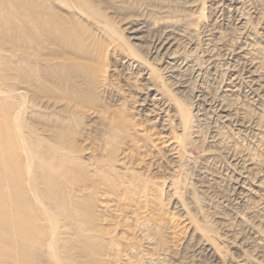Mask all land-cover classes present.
Masks as SVG:
<instances>
[{"label":"bare ground","instance_id":"obj_1","mask_svg":"<svg viewBox=\"0 0 264 264\" xmlns=\"http://www.w3.org/2000/svg\"><path fill=\"white\" fill-rule=\"evenodd\" d=\"M102 1H104V3H107L108 7H109L108 4L114 5L113 9L117 8L120 11H124V10L128 11V10L134 9L132 11L134 12L133 14H135V11H136L138 5L141 4L142 2H144L145 0H134V2H133V4L135 3L134 7H132L133 4L131 5V7L129 5L127 6L125 4L126 0L123 1L124 4H123V2L120 3V0L119 1L118 0H75V1L74 0H62L61 2H63L64 6L66 5V7L65 8L62 7V9L61 8L59 9V7H60L59 5L61 4V2H58L59 7H57V4L55 5L53 0H0V24H2L3 22L4 23L7 22L6 25L3 24L4 26H6L7 30L6 29L2 30L1 29L2 27H0V30L3 31V32L2 31L1 32L4 33V34H2L3 36L0 35V40H2V42L0 43L2 45L1 50L4 51V53H3L4 55L1 56L0 61L4 60L3 62L5 64H3V66L5 65L6 66L5 68L6 69L8 68V72L12 74L11 78L8 75L12 84L9 86L5 85L7 88L4 91H2L3 90L2 87H5V86L0 87V88H2V90H0V103H3L2 106H4L3 108H0V163H2V166L3 165L8 166L9 164H11V162L15 163L17 165V161H19L18 165L16 167V173L5 172L3 174L4 180L7 179L10 182L13 181V183L10 186H8L9 182L8 183L3 182L2 186L0 185V192L2 190L5 193H7V192L9 193L10 190L13 188H15V189H18V188L21 189L22 188V191L20 190L21 194L19 196L17 195V197L15 199V201H17V199L19 201H21L20 207H19V204L15 205V207H13L14 211H12L13 216L12 215H11L12 217L9 216L10 218H12V219H10V221L12 220V222H11L12 226L17 228V230H16L17 233H19V231H20V233L21 232H24V233H30L31 232L32 236L30 237L27 244L28 245L29 244H33V245L38 244L39 246L35 250L37 255H39L40 253L47 254V257H49L50 260H51L50 257H52L53 258L52 260L57 262V264H187V263L188 264H192V263L193 264H264V221H260V223L257 224L259 222V220H257L258 222H254V223L250 224L251 230H249L250 232L248 231L250 233V236L249 237L247 236L248 237L247 240H245L244 239L245 237L243 235H241L242 233L241 234H239L237 232L235 233L233 229L229 228L228 226L226 227L225 225H224L225 229H223L224 233L221 234V233H219L218 229H220V230L222 229L221 228L222 224H220V226H221V227L219 226L220 228H218L216 226L214 227L211 225V224H213V222L210 223L209 222L210 219L208 220V213L209 212L206 211V210H208L206 207L208 199H206V196L199 191L198 192L200 194H198V192H192L193 190H191V188H190L191 186L189 185V183L187 184L186 182L183 183L181 181L179 183H177V182L173 181L174 183H171L169 185H166L167 184L166 182H163L166 184L159 182L162 184L158 183L159 185H155L154 183H157V182L152 183V181L151 182L149 181L151 183L150 184V183H148V180H150V178L148 180H146L147 179L146 178L145 180L147 182L146 181L144 182V180L140 177L143 175L139 176V173L134 174L135 172L132 173L130 171V169L128 168V164L131 165L132 168H133V165L130 164L131 162L128 163L129 162V154L135 152V150H133V152L131 151V153H127L128 152V151H126L127 147H125V149L119 151V149H121V148H118L114 145H111V144H113L112 143L113 139H115L114 141H117L119 139L120 145L128 146V148H131V149H134L135 147H136V149H138V147L141 145V143L139 145V142H137V140H138L137 135L140 134L142 131L139 129L140 126L137 127V125H136V127H135V125L133 123H130L131 122L130 120L127 119L125 121H122V123L124 125L123 127L125 129L127 128L125 136H121L122 137L121 138L117 134L120 133L122 130L120 131V130H118V128H113L112 130L114 131L115 134L114 133H112V134L114 135V138H112L113 137L112 136L111 137L112 139L107 141L106 144H104V145H101V143H100L103 140L98 142L101 145L100 149L97 148L98 147L97 146L96 150L94 149L95 147L93 148L94 150H92V149L87 150V153L85 154V155L89 156L87 161H85L83 159V156H82L86 152L85 150L83 153L82 150H80L79 148H77L78 150L77 149L75 150L74 148L73 149L66 148V144L67 145L69 144L67 142L65 144V147L62 146L63 143L60 145L59 144L60 140L58 139V137L60 135H62L64 131L62 132V134H60L61 132L60 133L57 132V131H60L58 129H57V131H56V129L54 131V128H55L54 125L55 124L53 123V121H51V123H53V124H50V125L47 124L50 121L48 118L49 117H50V119L53 118L52 116L56 115L54 112L56 110L60 111L58 109L63 108V104H60V103H63V102H61L62 100H60L59 102H56L57 98L59 97V94L55 99V102H56L55 104L49 103V101L47 102L46 99H44V100H41L42 103L39 102V104H42L43 106L38 105L40 107H38L36 109L33 106L34 102L37 101L36 99H35V101L32 100V102L29 103V104L32 103V106H33L31 108V111H30V109H28L30 111V114L32 112L33 118L37 117L40 120H43V122L45 120H49L47 123L46 122H44V123H46L47 126L49 125V126L53 127L52 132L50 130H48L47 128H45L40 133L39 131H37L38 130L37 128H36L37 130L34 129V127H37L40 125L34 126L33 124L31 125V126H34L33 129L29 131V129H30L29 126L31 124V120L28 121L30 124L27 123L25 120L24 121L22 120V117L20 116V112H21L20 109H22L25 112V110L28 107L26 106L27 103L21 104V101H26L27 99L29 101V97H30L31 93H37V92L39 93V91H41V90L46 91L47 89H49L47 87L48 84L46 85L45 83L47 81L56 82L54 80L56 75H57L56 80H58L57 83L60 81H63V82H60L59 85L62 88L64 87L65 88L64 90L68 91L69 93H73L74 91L81 92L83 90L85 92L88 84L90 85L91 83L93 85H97V87L99 89L104 90L107 86V83H108L107 82V80H108L107 79L108 64H106V61L110 57H113V56L115 57V55H117V56L119 55L121 57V59H124L127 62V64H132V65L133 64H135V65L140 64L141 69L143 67L144 71L148 70L147 69L148 65L146 64L145 59H143V57L141 56V54H140L141 52H139L140 47L139 48L136 47V46H138L136 43L142 42V38L139 37V35L142 32H139V31L142 28H147L146 27L147 22H145L146 20L143 21L144 19L138 20V21H140V23H138V25L134 23L135 26L132 27L131 33H128V34H130L131 40H134V43L132 45L127 44L126 41L121 40L120 35L118 36L117 33L108 34L109 31L105 30V31H108V33L107 32L106 33H107V36L110 37L109 38L110 43L106 44L107 45L106 47L103 44L104 49L101 46L100 47L102 49H100V48L98 49L97 47L94 48L95 50L92 49L91 46L93 44H95V38H93V35L91 34L93 31L90 30L89 28L85 29L86 32H84L85 30L82 31L84 28L88 27L89 25L87 23L86 18L84 19V17L81 16L79 14V12L82 15H84L85 17H87V11L90 8H92L93 5L97 7V5H98L97 2H102ZM128 1L129 0H127V2ZM199 1H198V3H199ZM227 1H230V0H227ZM232 1H233V3L235 2L237 4V0H231V2ZM241 1H239V2H241ZM243 1H246V0H243ZM128 3L130 4L131 2H128ZM242 3H244V2H242ZM213 5H214V3H213ZM245 5H246V3H245ZM94 6H93V8H96ZM104 6H106V5H104ZM216 6H219V5H216ZM221 6H222V4H221ZM98 7H100V5ZM141 7H142V5H141ZM242 7H243V5H242ZM155 8H157V7H155ZM73 9L75 11H73ZM101 9L102 8L100 7V10H98L99 12H95L93 14L97 18H99L100 20L104 19V21H106V20L108 21L109 19H107L106 16H108L109 14L106 15L103 12V9H102V11H101ZM144 9L148 10L149 15L152 14V16H157V12L154 8H152V5H149L147 3L145 5ZM204 9H206V7ZM167 10H169V9H167ZM167 10H165V11H167ZM207 10H210V9L207 8ZM226 10H228V8ZM230 10H231V8H230ZM230 10H229V14H230ZM93 11H94V9H93ZM243 11H244V9H243ZM89 12H88V14H89ZM200 12H201V10L199 11V13ZM205 12L206 11H204L202 13H205ZM219 12H220V10H219ZM113 13H114V11L112 12V14ZM121 13H123V12H121ZM144 13H146V11ZM254 13L256 14V12H254ZM136 14H139V13H136ZM191 14H192V12H191ZM194 14H196V13H194ZM242 14L243 13L240 12V15H242ZM109 16H112V15H109ZM165 16H162V17H165ZM179 16H177V18ZM181 16L184 17L183 15H181ZM202 16H203V14H202ZM213 16H215V15H213ZM142 17H145V16H142ZM187 17H188V15H187ZM193 17L194 16H192L191 18H193ZM209 17H210V15H209ZM128 18H131V17L128 16ZM194 18H196V17H194ZM242 18L243 17H241V19ZM87 19H88V17H87ZM136 19H139V15H138V18L136 17ZM211 19H213V18L211 17ZM156 20H158L157 17H156ZM165 20H163V18H162L163 22ZM170 20H173L172 22H174V18L170 19ZM193 20L194 19H192V21ZM198 20L201 23V20L199 18H198ZM204 20L202 22H204ZM207 20H208V22H210L209 19H207ZM216 20H217V18H216ZM238 20H239V18H238ZM160 21H161V17H160ZM190 21H191V19H190ZM235 21H237V20H235ZM92 22L96 23L99 26V29H102V28L105 29L106 27L109 26L110 21L108 22V25L104 24L103 22L102 23L96 22L95 20ZM169 22H171V21H169ZM172 22H171V24H172ZM218 22L215 21L216 24H218ZM157 23H158V27H159V24H161L162 22L159 23V21H158ZM165 23H166V21H165ZM167 23H168V20H167ZM176 23H179V22H176ZM179 24H177V25H179ZM182 24L183 23H181V26L185 27V25H186L185 22H184L185 25H182ZM245 24L242 23V25H245ZM86 25H88V26H86ZM97 25H96V27L92 26L91 29H94L95 31L98 30ZM151 25H153V24H151ZM187 25H189V24H187ZM201 25H199V26H201ZM203 25H204V23H203ZM212 25H214V24H212ZM237 25H238V23H237ZM111 26H113V25H111ZM170 26L171 25H169V27ZM247 26H248V24H247ZM114 27H115V25H114ZM81 28H82V30H81ZM125 28H127V27H125ZM125 28L123 29V31L125 30ZM149 28H151V27H149ZM191 28H192V26H191ZM195 28L198 29V27H195ZM201 28L203 29L202 26H201ZM239 28H242V27L240 26ZM109 29H111V28H109ZM175 29H176V27H175ZM169 30H171V28ZM176 30H179V29L177 28ZM185 30L187 31V29H185ZM212 30H213V28H212ZM149 31L150 30L148 29V32ZM182 31L184 32V30H182ZM208 31H209V29H208ZM209 32H211V31H209ZM215 32H217V31H215ZM163 33H165V32H163ZM219 33L221 34V32H219ZM98 34H99V32L97 33V36H98ZM182 34H185V33H182ZM164 35L165 34H163V36ZM227 35L228 34H226L225 40L227 39ZM173 36L174 35H172V34L171 35L168 34L167 37L166 36H165V38L162 37L163 39L161 41L160 40L158 41L159 51L162 52L161 53L162 55H166V57L168 59V64H170L172 66H173L172 62H174V60H175V55L179 52V49L177 48L178 46L176 44V40H179V39L175 40L173 38ZM117 37L121 41L117 42L118 41V39H116ZM184 37H186V34ZM98 38H100V37H98ZM216 38H218V37H216ZM101 39H102V37H101ZM250 39H252V37ZM5 40L7 41L6 46H4ZM124 40H127V38ZM229 40H231V38ZM229 40H227V41H229ZM262 40L260 39L259 42H261ZM249 41H251V40H249ZM152 42H153V40H152ZM218 42H219V40H218ZM223 42L225 43L224 40H223ZM229 42H231V41H229ZM17 43L21 47V48H18V50H16V44ZM180 43H182V42H180ZM98 44L100 45V43H98ZM184 44L186 45L185 42H184ZM221 44H222V42L220 43V45ZM253 44L254 43H252V45ZM255 44H257V43H255ZM262 44H263V41H262ZM185 45H184V47H185ZM229 46L231 47V45H229ZM250 46H251V43H250ZM254 46L256 47V45H254ZM180 47H181V45H180ZM258 47H259V45H258ZM226 48H227V46H226ZM231 48H233V47H231ZM243 48H245V45L243 46ZM184 49H186V47ZM246 49H248V48H246ZM119 50L124 52V54L121 53V51H119ZM238 50H240L239 47H238ZM260 50L261 49L259 48V52L262 51V50L261 51ZM257 51H258V49H257ZM263 51H264V49H263ZM181 52H183V50ZM239 52H241V50ZM245 52H247V51H245ZM5 53L8 55H5ZM254 53L256 54V51ZM254 53H252L253 56H255ZM242 54H244V53H242ZM242 54H240V57ZM183 55H184V52H183L182 56ZM232 55H234V54L232 53ZM244 55L247 56L248 53H245ZM17 56H18V58H17ZM190 56H188V57H190ZM226 56H227V54H226ZM249 56H252V55H249ZM261 56H263V55H261ZM186 57H187V55H186ZM212 57H213V55L211 56V58ZM256 57H257V55H256ZM227 58H229V57L227 56ZM186 59H185V61H186ZM191 59H189V60L191 61ZM214 59L216 60V58H214ZM230 59H232V58H230ZM241 60H242V58H241ZM261 60H262V58H260V61ZM148 61H149V59H148ZM162 61H163V59H162ZM249 61L251 62L249 64L250 65L249 68L251 70V72H249L250 76H248L249 77V80H248L249 84H251V87L253 89H255V92H257V95H259V96L263 95L264 96V84H262L260 82V80H262L261 78H260V80L257 79L258 77L256 74L257 71H259V70H257L258 64L255 61H253V59L249 60ZM30 63H31V65H30ZM211 63H212V61H211ZM259 64L261 65L262 63H259ZM28 65L31 66L32 72L29 71L30 68L29 69L26 68V66L28 67ZM234 65L235 64H233L231 66H234ZM181 66H182V63H181ZM0 68H2V67H0ZM263 68H264V66L262 67V69ZM3 69H4V67H3ZM185 69L187 70L188 67H186ZM191 69H193V68L191 67ZM235 69H237V68L235 67ZM235 69H233V70H235ZM160 70H162V69H160ZM227 70H228V68H227ZM158 71L159 70L157 69L156 72H158ZM0 72H2V71H0ZM159 72H161V71H159ZM190 72L193 73V71H190ZM262 72H264V71H262ZM6 73H5V75H7ZM199 74L200 73H198V75ZM2 75L5 76L4 74H2ZM147 75H150V73ZM238 75H241V74L238 73ZM3 76L1 77V79L3 78ZM167 76H169V75H167ZM162 77H164V76H162ZM46 79H48V80L46 81ZM152 80H153V77H152ZM3 82L5 83L6 81H3ZM8 82H9V79H8ZM166 82H163V80H162L163 84ZM0 83L2 85H4L2 82H0ZM47 83H49V82H47ZM5 84H7V83H5ZM63 84H64V86H63ZM168 85L166 86L167 88H168ZM234 85H236V83L234 84V82L230 83V85H229L230 91L233 93L238 90V89H236V87ZM55 86H56V84H55ZM45 87H47V89H45ZM61 87H59V88H61ZM148 87H150V86H148ZM93 88H96V87H93ZM98 88L94 89V90H98ZM225 88H227V87H225ZM239 88H240V86H239ZM220 89H221V87H220ZM155 90L156 89L154 88V91ZM158 90H156V91H158ZM66 91H64V93H66ZM148 91L152 92V87L148 88ZM168 91H169V89H168ZM228 91H229V89H228ZM98 92H99V90H98ZM169 92H171V91H169ZM60 93L62 94L61 91H60ZM223 93H225V92H223ZM50 94L51 93L49 91V95ZM52 94H54V93H52ZM89 94H87V95H89ZM227 94L228 93H226V95ZM163 95L159 96L157 93V95H154L150 99L149 103L151 102V104L156 109L157 108L159 109V111H160L159 116H160V114L163 115L162 116V122H164L165 114L168 110L171 109L172 111H174L175 117H172V118H176L177 121L180 122V127L182 126L183 128H180L179 130H181V129L183 130V131L181 130L182 134L177 135V134L173 133L170 129V125L167 123L166 124L164 123V124H162L163 125L162 129L164 130V131L162 130L163 134L161 136H158V134H157V136H154V138L151 139V142L149 141L151 137H148L149 138L148 142H150V143H148L147 146L145 145V144H147V142L143 145H145L144 148L147 150V152H148V148H149V150L154 149V151H156L157 153H161V155L163 154L162 155L163 157L166 156V158L167 157L170 158V159L167 158L169 162H170V160L173 162H176V161H178L179 158H181V156H184V155H181V152H180L181 146L184 145L183 140H185L189 137L188 135L190 134V129L191 128L194 129V127L192 126L194 121H193V117H188L190 115V113L188 111L187 112L189 113V115L187 116L186 114H188V113H185L184 111H182L183 109L181 108V106L179 107L180 109H177L176 107H174L172 101L170 102V99L166 98L167 96L166 97L164 96L166 98V100H164ZM220 95H218V96H220ZM37 96L38 95H36V97ZM47 96H48V94H47ZM54 96L55 95H53V97ZM95 96L93 98H95ZM40 97L42 98V96H40ZM76 97H77V95H76ZM86 97H88V96H85L84 98H86ZM231 97H233V96H231ZM68 98L66 100H68ZM173 98H175V96ZM217 98H219V97H217ZM217 98H216V100H217ZM73 99H74V97L71 100H73ZM81 99H82V97H81ZM96 99H98L97 96H96ZM227 99L230 100V98H227ZM234 99H235V97H234ZM251 99H253V97ZM48 100H52V97H51V99H48ZM76 100H78V99H76ZM235 100H237V99H235ZM235 100H234V102H235ZM68 101H67V104H65L66 106L70 107L71 104L73 105L74 102L71 103V101L70 102H68ZM73 101H75V100H73ZM174 101H176L177 103L179 102V100L178 101L174 100ZM219 101H220V98H219ZM239 101H241V100H239ZM4 102H5V104H4ZM45 102H47V103H45ZM222 102H223V100H222ZM224 102H225V99H224ZM36 103H38V101ZM232 103H233V100H232ZM252 103H253V101H252ZM77 104H79V103H77ZM145 104L147 105V103H145V100H142L141 104H139L138 106L140 108H142L145 106ZM220 104H221V107L218 110L220 112V114L218 115V117H219L218 120L220 119L222 124L225 126H226V124L227 125L230 124V126H231V123L233 122L232 119L234 118V116L232 114L233 112L231 113V111L227 105H222V103H220ZM234 104L235 103H233V105ZM35 105H37V104H35ZM258 105H259V103H258ZM77 106H79V105H77ZM80 106H81V104H80ZM85 107H88V106H85ZM244 107H246V106H244ZM248 107L251 108V105L250 106L248 105ZM89 108H91V106H89ZM240 108H241V106H240ZM65 110H66V108H65ZM71 110H72V107H71ZM74 110H76V109L74 108ZM92 110L90 113L89 112H85V113H88V115L90 114L89 118L91 117L93 119H97L96 121H100L99 116H102V115H98V114L99 113L102 114V112H100L101 110L100 109H99L100 111L97 110L99 113L94 109H92ZM150 110L148 109V111H150ZM214 111L215 110H213V114H214ZM26 112H25V114H26ZM61 112H63V111L61 110ZM151 112H153V111L151 110ZM151 112H150V116H151ZM244 112H245V110H244ZM80 113H81V111H80ZM148 113H147V115H149ZM155 113H157V112H155ZM216 113H217V111H216ZM241 113H242V111H241ZM168 114L171 115L170 113H168ZM168 114L166 115V117L169 116ZM242 114H240V117ZM248 115L249 114L247 112L246 116H248ZM263 115H261V117ZM25 116L26 115H24V117ZM59 116H57L58 119H61V118H59ZM24 117H23V119H27ZM106 117L108 118V116H106ZM195 118H197V116H195ZM198 118H200V116ZM242 118H243V116H242ZM248 118L249 117H247L246 120ZM201 119H202V117H201ZM201 119L198 120L199 123H201V121H200ZM261 119H263V121H264V118H261ZM55 120H57V118ZM109 120H111V119H109ZM109 120L105 119L104 122L108 121L110 124H112V122H110ZM153 120H154V118H153ZM243 120L245 121V119H243ZM34 121H35V119L33 120V122ZM57 121L59 122V120H57ZM112 121L114 122V120H112ZM171 121L169 123H171ZM35 122H34V124H37ZM101 122H99V123L101 124ZM108 122L106 124H108ZM221 122H219V123H221ZM115 123L112 126L117 124V123L116 124ZM119 123L121 124V122H119ZM196 123H197V121H196ZM212 123H210L211 124L210 127L213 126ZM235 123H236V121H235ZM207 124H209V123H207ZM119 125H117V127ZM173 125H172V127H174ZM175 125L178 126V124H176V123H175ZM235 125H237V124H235ZM61 126H63V125H61ZM61 126L56 125V128L57 127L59 128ZM112 126H111V128H112ZM142 126H143V124H142ZM194 126H195V124H194ZM217 126H219V125H217ZM242 126L244 129V125H242ZM45 127H46V125H45ZM109 127H110V125H109ZM195 127H197V126H195ZM232 127H229V129ZM234 127L236 128V126H234ZM40 128L42 129L41 126H40ZM142 128L144 129V127H142ZM249 128H251V127H249ZM261 128H264V126ZM217 129H218V127H217ZM219 129L217 130L216 136H212V137H216V139H217V142L215 141L216 144L218 143L219 146L221 144L222 147H219V148H223V144L225 145V143H228V140H227L228 138H227V135H223V133H221L219 131ZM229 129L227 131H229ZM108 130H109V128H108ZM173 130H177V129L173 128ZM188 130H189V132H188ZM212 130H213V128H212ZM191 131H192V129H191ZM209 131H211V130H209ZM55 132L57 133V135L55 134ZM222 132H225V131H222ZM229 132H232V130ZM258 132H256V134ZM153 133H154V131H153ZM155 133H158V131L157 132L155 131ZM176 133H177V131H176ZM178 133H180V132L178 131ZM65 134L66 133H64V135ZM258 134H261V133H258ZM144 135H146V134H144ZM186 135L188 136L187 138H186ZM116 136H118V137H116ZM183 136L185 137V139ZM191 136H192V134H191ZM102 137H104V136H102ZM257 137H260V136H257ZM261 137H263V136H261ZM61 138H65V137H61ZM96 138H97V136H96ZM233 139H235V137ZM119 141H118V143H119ZM229 141H231V139ZM143 142H145V141L143 140ZM260 143H262V147H263L264 146V138L259 140V144ZM216 144H215V146H216ZM186 145H188L187 141H186ZM188 146H190V145H188ZM225 146H224V148H225ZM144 148L140 146L139 149L144 150ZM146 150H145V153H146ZM233 150L234 149H232V152H234ZM5 151H11L14 158H12L11 160H7L6 155L4 154ZM225 151L226 150L224 149V152ZM263 151H264V148H263ZM90 152H91V154H90ZM215 152H216V149H215ZM227 152H229V151L227 150ZM244 152L246 154V151H244ZM135 153H137V150ZM135 153H133V154L136 155ZM142 153H143V151H142ZM153 153H155V152H153ZM153 153H151V155ZM220 153H221V151H220ZM217 154H219V153H217ZM137 155H138V153H137ZM227 155H229V154H227ZM255 155H253L252 153L246 154V159L244 160V163L242 162L244 165L243 167L245 169L244 173H246V174L249 173V176H250V174L251 175L253 174L252 172L254 170L259 169V168L260 169L262 168L261 170L264 172V168H263L264 166L261 167L260 166L261 163L259 164V162H258V160H261V158H259L258 160L256 159V157L258 158V157H262V156H259L260 154L258 156H255ZM143 156L144 155H142V157ZM158 156H159V154H158ZM241 156H242V154H241ZM241 156H240V158H241ZM132 157H134V156H132ZM188 157H186V159ZM217 157H219V156H217ZM237 157L238 156L236 155V158ZM139 158H138V160H139ZM144 158L146 159L147 156ZM150 158H151V156H150ZM184 158H185V156H184ZM219 158H221V157H219ZM243 158H244V156H243ZM157 159L158 158H156V161H157ZM182 159H183V157H182ZM226 159H227V156H226ZM22 160H25L27 164H25L24 167H22V166L19 167V164H20V162H22ZM138 160L137 161L135 160L136 164H138L137 163ZM147 160H145L144 162H146ZM185 160L183 161V163L184 162L186 163ZM130 161H131V159H130ZM142 161H141V163H142ZM230 161H234V160H230ZM238 161L241 162V160H238ZM260 162H262V161H260ZM183 163H182V166L185 167V163H184V165H183ZM152 164H150V166ZM171 164L173 165V163H171ZM139 165H141V164H139ZM146 165H147V163H146ZM178 165H176V166H178ZM142 166L143 165H141V167ZM240 166H238V167H240ZM135 167L137 168L138 165L135 166V164H134V168ZM148 167H147V169H148ZM154 167H155V165H154ZM162 167H165V165L164 166L162 165ZM134 168H133V170H136ZM151 168H152V166L149 168V170ZM182 168L183 167H181V169ZM213 168H214V165H213ZM141 169H143V168H141ZM154 169H156V171H157V168H153V170ZM227 171L229 172V170H227ZM239 171H241V170H239ZM3 172H4V170H3ZM140 172H142V171L140 170ZM187 172H188V170H187ZM170 173L172 175V172H170ZM181 173L182 172H180V175H181ZM218 173H220V172H218ZM234 173H235V171H234ZM239 173L243 174L242 172H239ZM206 174H208V173H206ZM257 174H259V173H257ZM167 175H169V174H167ZM209 175H211V174H209ZM260 175H258L257 177H259ZM145 176L148 177L147 175H145ZM185 176H187V174H185ZM247 176H248V174H247ZM165 177H167V176L165 175ZM171 177H173V176H171ZM205 177H204V179H205ZM250 177H249V179H250ZM210 178L213 179L212 177H210ZM253 178H255V176H253ZM163 179H166V178H163ZM177 179H178V177H177ZM207 179L208 178H206V180ZM233 179H235V178H233ZM182 180H183V177H182ZM240 180H241V178H240ZM161 181H163V180H161ZM191 181L192 180H190V183H191ZM211 181H213V180H211ZM188 182H189V180H188ZM235 182H237V179H236V181H234V184H235ZM255 182H256V184L255 185L253 184L255 186V191H253V189H251V187L246 188L244 186V183H243V185L239 184L240 185L239 194L241 195V192H242V194L245 196V193L251 194L254 192L253 195H255V193H257L256 191H258L259 189H263V191H264V183H262L261 180H258V181L255 180ZM220 183L217 182L218 185H220ZM202 184H203V182H202ZM250 184H252V183H250ZM195 185H197V183ZM195 185H194V187H195ZM138 187H139V189L135 190ZM205 187H208V186H205ZM216 189H217V186H216ZM235 189H237V188H235ZM173 190L176 194H178L181 197H185V198H184V200L182 198L169 200L166 204L165 200L168 198V195L170 194L169 192H171V191L173 192ZM196 190H197V188H196ZM203 190H205V189H202V191ZM206 190H208V188ZM222 191H223V189H222ZM222 191L220 189V192H222ZM230 191L232 192V190H230ZM213 193H215V192L213 191ZM258 193H259V191H258ZM258 193H257V195H258ZM183 194L185 196H183ZM233 194H236V193H233ZM249 194L247 197H250ZM170 195H172V194H170ZM206 195H208V193ZM210 195H212V193ZM173 196H176V195H173ZM213 197H214V195H213ZM231 197H232V195H231ZM242 197L243 196L240 197L241 198L240 200H242ZM176 198H177V196H176ZM217 198H218V203H220L219 202L220 201L219 196ZM217 198H216V200H217ZM244 198L245 197H243V199ZM254 198H255V196H254ZM225 201L227 202V200H225ZM230 201H232V200L230 199ZM244 202H246V201H243V203ZM238 203H240V202H238ZM251 203H253V201ZM205 204H206V206H205ZM222 204H224V202ZM226 205H228V204L226 203ZM232 205L230 206L229 210H231ZM247 206H248V204H247ZM250 206H252V205H250ZM220 207H221V205H220ZM224 207H226V206H224ZM233 207L235 209L234 205H233ZM248 207H246V208L243 207L244 208L243 210L246 209L249 211L250 209ZM240 208L238 209V211L240 210ZM263 208H264V202L262 203V206L256 207V209H253V210L251 209L250 214L253 215V217H255V216H257L263 212V210H264ZM210 209H211V207H210ZM214 209H215V207H214ZM223 209H225V208H223ZM24 211H27V212L24 213ZM217 211H219V210H217ZM238 211H236V212L238 213ZM177 212H180L183 215H180V217H177ZM215 212L216 211H214V213ZM221 212H222V210H221ZM211 214L213 215V213H210V215ZM223 215H224V212H223ZM15 216H16V218H14ZM241 216H243V215H241ZM246 216H248V215H246ZM221 217L224 218L223 216H221ZM217 218H218V216L216 215L215 220H217ZM225 218H228V217H225ZM249 219H251V218H249ZM236 221H234V223ZM242 221H243V218H242ZM18 222H19V224H18ZM218 222H220V221H218ZM217 223H216V225H217ZM246 230H247V228H246ZM18 238H19V236H18ZM248 247L250 249H253V251L249 252ZM52 260H51V262H52ZM48 262L49 261H47V263Z\"/></svg>","mask_w":264,"mask_h":264},{"label":"rangeland","instance_id":"obj_2","mask_svg":"<svg viewBox=\"0 0 264 264\" xmlns=\"http://www.w3.org/2000/svg\"><path fill=\"white\" fill-rule=\"evenodd\" d=\"M54 1V3H55V5L57 4V7H59V9L61 8L62 9V7L63 8H65L66 7V5L64 6V4H63V2H61L62 0H53ZM75 1V0H74ZM119 1V0H118ZM123 1H125V0H120V3H122ZM149 4V5H152V8H154L155 10H156V12H157V16H152V14H150L149 15V12H148V10H146V9H144L145 8V5L147 4L146 2ZM144 2H142L141 4H139L138 5V7H137V9H136V11H135V14H133L134 12L132 11V10H134V9H132V10H124V11H120V10H118L117 8L116 9H113V6L114 5H110V4H108L109 5V7L107 6V3H104V1H102V2H97V7L96 6H94V7H96V8H93V6H92V8H90L88 11H87V17H88V19H87V17H85L84 15H82L80 12H79V14L81 15V16H83L84 17V19L86 18V20H87V23H88V25L90 26H88V25H86V26H88V27H86V28H84L83 30H82V28H81V30L82 31H84L85 29H87V28H89L90 30H92L91 32V34L93 35V38H95V44H93L91 47H92V49H94L95 47H97L98 49L100 48V49H102L104 46L106 47L107 45L106 44H108V43H110V37L109 36H107V33H108V31H109V33L108 34H114V33H117L118 34V36L120 35V38H121V40H123V41H126V43L127 44H133L134 43V40H131V37H130V34H128V33H131V29H132V27H134L135 26V24H137L138 25V23H140V21H138V20H142V19H144L143 21H145V22H147V24H146V27L147 28H142L139 32H142L140 35H139V37H141L142 38V44L141 43H136L138 46H136L137 48H139V52H141L140 54H141V56L143 57V59H145V62H146V64L148 65L147 66V69L148 70H145L144 71V68L142 67V69H141V66H140V64L139 65H135V64H127V62L124 60V59H121V57L118 55H115V57L113 56V57H110V58H108L107 59V61H106V64H108V67H107V86H106V88L103 90V89H99L98 87H97V85H93L92 83L89 85L88 84V86H87V89L85 90V92H84V90L83 91H81V92H77V91H74L73 93H69L68 91H66V90H64L65 88L63 87H61L59 84H60V82H63V81H60V82H58L57 83V81L58 80H56L57 79V75L55 76V81L56 82H51V81H47L48 79H46V81L47 82H49V83H45L46 85H47V87L49 88V89H47V87H45V89H47L46 91L45 90H41V91H39V93L37 92V93H31V95H30V97H29V101H28V99L26 100V101H21V104H26L27 103V109L25 110V112H26V114H25V112L22 110V109H20V116L22 117V120L24 121H26L27 123H29L28 121L29 120H31V124H30V129H29V131L30 130H32L33 129V127L34 126H37V125H40L41 127H42V129L40 128V126H37V127H34V129H36L37 131H39L40 133H41V131H43V129H45V128H47L48 130H50L51 132H52V129H53V127L52 126H49L50 124H55L54 126H55V128H54V131H55V129H56V131H57V129L58 130H60V131H57V132H61L60 134H62V132H63V134L62 135H60L59 137H58V139L60 140V142H59V144L61 145L62 143V146H64L65 147V144H66V142L67 143H69L68 145L66 144V148H70V149H77V148H79L80 150H82V152L84 153V150L86 151L85 153H84V155H82L83 156V159L85 160V161H87V159L89 158V156L88 155H85L86 153H87V150H96L97 148H101V145H104V144H106V142L107 141H109L110 139H112V138H114V135L112 134V133H114V131L112 130L113 128H118V130H122L120 133H118L117 135L118 136H125L126 135V131H127V128L125 129L123 126V123H122V121H125V120H130L131 122L130 123H133L134 125H135V127H136V125H137V127H139V129L142 131H140L139 133L140 134H138L137 136V138H138V140H137V142H139V145H140V143H141V147H143L144 148V146L146 145H148V143H150L151 142V139L152 138H154V136H157V134H158V136H161L162 134H163V129H162V124H169L170 125V129H171V131L173 132V133H175V134H179V135H181L182 133H181V130H179L180 128H183L182 126L180 127V122H178L177 121V119L176 118H172V117H175L174 116V111H172L171 109V111L170 110H168L167 112H166V114H165V118H164V122H162V116L163 115H161L160 114V116H159V113H160V111H159V109L157 108H155L152 104H151V102L149 103V101H150V99L154 96V95H157V93H158V95L159 96H162L163 94V98H164V100H166V98H168V99H170V102L172 101V103H173V105H174V107H176L177 109H180L179 107L181 106V108L183 109L182 111H184L185 113H190V115H189V113L188 114H186L188 117H193V121H194V123L192 124V126L194 127V129L193 128H191L192 129V131H191V129H190V134L187 136L186 135V138L187 139H185V137H184V139L185 140H183V144L184 145H182L181 146V155H184L185 156V158H184V156H181V158H179L178 159V161H176V162H173V161H171L170 160V162L168 161V159H170V158H166V156H162L161 155V153H157L156 151H154V149H150L149 150V148H148V152H147V150L144 148V150L143 149H139L140 148V146L138 147V149H136V147L134 148V149H131V148H128V146H125V145H120V141H119V139L117 140V141H114L115 139H113V141H112V143L113 144H111V145H114V146H116V147H118V148H121V149H119V151H121V150H123V149H125V147H127L126 149V151H128L127 153H131V151L133 152V150H135V152H136V150H137V153H138V155H137V153H135V152H133V153H135L136 155H134L133 153H131V154H129V162L128 163H130V164H132L133 165V168H134V164H135V166H137L138 165V167L140 168H134V169H136V170H133V168H132V166L131 165H129L128 164V168L130 169V171L133 173V172H135L134 174H138L139 173V176L140 175H143V176H140L143 180H144V182L146 181V180H148L149 178H150V180H148V183H150L151 181H152V183L153 182H157V183H154L155 185H159V184H162L163 182H166V183H163V184H166V185H169V184H171V183H174V182H177V183H179L180 181L181 182H183V183H189V185L191 186L190 188H191V190H193L192 192H201L202 194H204L205 196H206V199H208L207 200V206H206V204H205V206L207 207V209L208 210H206V211H208L209 213H208V220H209V222L210 223H212L213 222V224H211L212 226H216V227H218V228H220L221 226V230L220 229H218L219 230V233H224L223 231V229H225V226L227 227H229V228H231V229H233L234 230V232L236 233H239V234H241V235H243L245 238V240H247L248 239V237L250 236V231L249 230H251V223H254V222H258L257 220H259V222L257 223V224H259L260 223V221H264V210H263V212L262 213H260L259 215H257V216H255V217H253V215H251L250 214V210L252 209H256V207H259V206H262V203L264 202V191H263V189H259L258 191H259V193H258V191H256L257 193H258V195H257V193H255V195H253L254 194V192L253 193H251V194H249V193H245V196L242 194V192H241V195L239 194V192H240V189H239V187H240V185L239 184H242L243 185V183H244V186L246 187V188H250L251 187V189H253V191H255V184H256V182H255V180L256 181H258V180H261L262 181V183H264V172L259 168V169H256V170H254L252 173V175L250 174V176L252 177H250L249 176V173H247L248 174V176H247V174L246 173H244L245 172V169H244V165H243V163H244V160L246 159V154H248V153H252L253 155H255V156H258L259 154V156H262V157H256V159L258 160L259 158H261V160H258V162H259V164H260V166L262 167V166H264L263 164H264V151H263V148H264V146L262 147V143H260L259 144V140L260 139H263L264 138V128H261V127H263L264 126V121H263V119H261V118H264V96L262 95V96H259V95H257V92H255V89H253L252 87H251V84H249V77L248 76H250L249 75V72H251V70H250V68H249V64L251 63L249 60H252L253 59V61H255L257 64H258V68H257V70H259V71H257V79H259L260 80V78L262 79V80H260V82L262 83V84H264V72H262V71H264V68L262 69V67L264 66V51H263V49H264V0H246V1H241V0H237V4L234 2L233 3V1L231 2V0L230 1H227V0H198L199 1V3H198V1L196 0H145ZM218 1V2H217ZM223 1V2H222ZM225 1V2H224ZM239 1H241V2H239ZM58 2H61V4L58 6ZM116 2V1H115ZM128 2H131L130 4L128 3ZM127 2V0L125 1V4L128 6H130L131 7V5L133 4V2H134V0L132 1H128ZM191 2V3H190ZM193 2V3H192ZM214 3V5H213V3ZM216 2V3H215ZM242 2H244V3H242ZM249 2V3H248ZM128 3V4H127ZM152 3V4H151ZM222 4V6H221V4ZM225 3V4H224ZM232 3V4H231ZM241 3V4H240ZM245 3H246V5H245ZM102 4V5H101ZM123 4H124V2H123ZM135 4V3H134ZM134 4L132 5V7H134ZM228 4V5H227ZM249 4V5H248ZM100 5V7L103 9V12L106 14V15H112V16H106V18L107 19H109L108 21L106 20V21H104V19H99V18H97L93 13H95V12H99L98 10H100V7H98ZM104 5H106V6H104ZM141 5H142V7H141ZM210 5V6H209ZM213 7H212V6ZM216 5H219V6H216ZM242 5H243V7H242ZM231 6V7H230ZM239 6V7H238ZM155 7H157V8H155ZM206 7V9H204ZM228 8V10H226L227 8ZM242 7V8H241ZM246 7V8H245ZM163 8V9H162ZM207 8L208 9H210V10H207ZM218 8V9H217ZM230 8H231V10H230ZM234 8V9H233ZM93 9H94V11H93ZM102 9H101V11H102ZM105 9V10H104ZM167 10V9H169V10H167V11H165V10ZM199 9V10H198ZM217 9V10H216ZM239 11H238V10ZM243 9H244V11H243ZM78 10V9H77ZM92 10V11H91ZM142 10V11H141ZM161 10V11H160ZM201 10V12L199 13V11ZM206 11L205 13H202V12H204V11ZM216 10V11H215ZM219 10H220V12H219ZM229 10H230V14H229ZM236 10V11H235ZM73 11H75L74 9H73ZM90 11V12H89ZM114 11V13L112 14V12ZM120 13H119V12ZM131 11V12H130ZM146 11V13H144V12ZM159 11V12H158ZM213 11V12H212ZM256 12V14L254 13V12ZM88 12H89V14H88ZM111 12V13H110ZM118 12V13H117ZM121 12H123V13H121ZM127 12V13H126ZM129 12V13H128ZM143 12V13H142ZM189 12V13H188ZM191 12H192V14H191ZM211 14H210V13ZM216 12V13H215ZM228 12V13H227ZM240 12L241 13H243L242 15H240ZM136 13H139V14H136ZM167 13V14H166ZM194 13H196V14H194ZM199 13V14H198ZM213 13V14H212ZM219 13V14H218ZM234 13V14H233ZM132 16H131V15ZM144 14V15H143ZM146 14V15H145ZM161 14V15H160ZM191 14V15H190ZM202 14H203V16H202ZM226 14V15H225ZM138 15H139V19H136V17L138 18ZM145 16V17H142V16ZM166 15V16H165ZM180 15V16H179ZM181 15H183L184 17H182ZM187 15H188V17H187ZM209 15H210V17H209ZM213 15H215V16H213ZM221 15V16H220ZM224 15V16H223ZM260 15V16H259ZM91 16V17H90ZM119 16V17H118ZM128 16L129 17H131V18H128ZM162 16H165V17H162ZM172 18H171V17ZM176 16V17H175ZM177 16H179L178 18L180 19H178L177 18ZM192 16H194V17H196V18H191ZM219 16V17H218ZM230 16V17H229ZM95 17V18H94ZM113 17V18H112ZM141 17V18H140ZM156 17H157V19L158 20H156ZM160 17H161V21H160ZM168 17V18H167ZM186 17V18H185ZM208 17V18H207ZM211 17L213 18V19H211ZM223 19H222V18ZM241 17H243L242 19H241ZM97 18V19H96ZM115 18V19H114ZM135 20H134V19ZM162 18H163V20H165L166 21V23H167V20H168V23L166 24L165 23V21L163 22L162 21ZM174 18V22H172L173 20H170V19H173ZM198 18L201 20V23H200V21L198 20ZM205 20H204V19ZM216 18H217V20L219 21H217L216 20ZM238 18H239V20H238ZM117 19V20H116ZM148 19V20H147ZM176 19V20H175ZM190 19H191V21H190ZM192 19H194L193 21H192ZM207 19H209V21L210 22H208V20ZM90 20V21H89ZM96 21V22H100V23H104V24H107L108 25V22H109V26L108 27H106L105 29L104 28H102V29H99V26L96 24V23H94V22H92V21ZM156 22H155V21ZM204 20V22H202ZM212 20V21H211ZM235 20H237V21H235ZM126 21V22H125ZM128 21V22H127ZM133 23H132V22ZM159 21V23H161V24H159V27H158V22ZM169 21H171L172 22V24H171V22H169ZM197 21V22H196ZM215 21L216 22H218V24H216L215 23ZM240 23H239V22ZM246 21V22H245ZM113 22V23H112ZM137 22V23H136ZM176 22H181V23H183L182 25H185V27H183V26H181V23L179 24V23H176ZM184 22H185V24H184ZM189 22V23H188ZM206 22V23H205ZM212 22V23H211ZM135 23V24H134ZM153 24V25H151V24ZM156 23V24H155ZM170 23V24H169ZM174 23V24H173ZM203 23H204V25H203ZM237 23H238V25H237ZM242 23L243 24H245V25H242ZM3 24H7V22L6 23H2V24H0L1 26L0 27H2L1 29L3 30H5L6 29V26H4ZM134 24V25H133ZM177 24H179V25H177ZM187 24H189V25H187ZM192 24V25H191ZM201 25L202 27H203V29L201 28V26H199V25ZM209 24V25H208ZM212 24H214V25H212ZM247 24H248V26H247ZM96 25H97V29L98 30H94V29H91L92 28V26H94V27H96ZM111 25H113V26H111ZM114 25H115V27H114ZM131 25V26H130ZM169 25H171L170 27H169ZM192 26V28H191V26ZM207 25V26H206ZM4 26V27H3ZM130 26V27H129ZM155 26V27H154ZM162 26V27H161ZM178 26V27H177ZM242 27V28H239V27ZM244 26V27H243ZM125 27H127V28H125ZM149 27H151V28H149ZM161 27V28H160ZM175 27H176V29L178 28L179 30H176L175 29ZM188 27V28H187ZM195 27H198V29L197 28H195ZM207 27V28H206ZM217 27V28H216ZM109 28H111V29H109ZM116 28V29H115ZM125 28V30L123 31V29ZM167 30H166V29ZM171 28V30H169ZM183 28V29H182ZM212 28H213V30H212ZM148 29L150 30L149 32H148ZM161 29V30H160ZM166 31H165V30ZM181 29V30H180ZM185 29H187V31L185 30ZM190 29V30H189ZM201 29V30H200ZM208 29H209V31H211V32H209L208 31ZM215 29V30H214ZM218 29V30H217ZM246 29V30H245ZM2 30H0V35L1 36H3L2 34H4V33H2L3 31ZM7 30V29H6ZM104 30V31H103ZM105 30H108V31H105ZM160 30V31H159ZM169 30V31H168ZM182 30H184V32L182 31ZM220 30V31H219ZM2 31V32H1ZM156 31V32H155ZM159 31V32H158ZM215 31H217V32H215ZM240 31V32H239ZM244 31V32H243ZM84 32H86V30L84 31ZM99 32V34H98V36H97V33ZM107 32V33H106ZM153 32V33H152ZM163 32H165V33H163ZM178 32V33H177ZM219 32H221V34L219 33ZM226 32V33H225ZM229 32V33H228ZM235 32V33H234ZM239 32V33H238ZM95 35H94V34ZM102 35H101V34ZM182 33H185L186 34V37H184L185 36V34H182ZM188 33V34H187ZM216 33V34H215ZM262 33V34H261ZM163 34H165L164 36H163ZM168 34L169 35H174L173 36V38L176 40V39H179V40H176V44H177V48L179 49V52L175 55V60H174V62H172V64H173V66L172 65H170V64H168V59H167V57H166V55H162L161 53L162 52H160L159 51V48H158V41L160 40H162L163 38H165V36L167 37L168 36ZM176 34V35H175ZM191 34V35H190ZM226 34H228L227 35V39L225 40V38H226ZM220 37H219V36ZM97 36V37H96ZM98 37H100V38H98ZM101 37H102V39H101ZM130 37V38H129ZM163 37V38H162ZM179 37V38H178ZM216 37H218V38H216ZM252 37V39H250ZM104 38V39H103ZM127 38V40H124V39H126ZM189 38V39H188ZM231 38V40H229V39ZM238 38V39H237ZM97 39V40H96ZM108 39V40H107ZM116 39H118V41L117 42H119V41H121L118 37L116 38ZM153 40V42H152V40ZM221 39V40H220ZM260 39L263 41V44H262V41L261 42H259L260 41ZM107 40V41H106ZM218 40H219V42H218ZM223 40L225 41V43L223 42ZM227 40H229V41H231V42H229V41H227ZM234 40V41H233ZM248 40V41H247ZM249 40H251V41H249ZM28 41V40H27ZM222 42V44L220 45V43ZM2 42V40H0V43ZM180 42H182V43H180ZM184 42L186 43V45L184 44ZM217 42V43H216ZM6 43H7V41L5 40L4 41V46H6ZM98 43H100V45L98 44ZM217 45H216V44ZM250 43H251V46H250ZM252 43H254L253 45H252ZM255 43H257V44H255ZM98 46H97V45ZM103 44H104V46H103ZM140 44V45H139ZM179 44V45H178ZM226 44V45H225ZM234 44V45H233ZM249 44V45H248ZM27 45V44H26ZM96 45V46H95ZM143 45V46H142ZM180 45H181V47H180ZM184 45H185V47H186V49H184L185 47H184ZM223 45V46H222ZM229 45H231V47H233V48H231ZM245 45V48H243V46ZM254 45H256V47L254 46ZM258 45H259V47H258ZM94 46V47H93ZM102 48H101V47ZM226 46H227V48H226ZM242 46V47H241ZM255 48H254V47ZM216 47V48H215ZM238 47H239V49L241 50V52L242 53H248V55L246 56V55H244V54H242L241 52H239L240 50H238ZM241 47V48H240ZM18 48H21L20 47V45H18V43L16 44V50H18ZM213 48V49H212ZM226 48V49H225ZM246 48H248V49H246ZM254 48V49H253ZM258 49V51H257V49ZM259 48L262 50H260L261 52H259ZM2 49V45L0 44V50ZM104 49V48H103ZM231 51H230V50ZM233 49V50H232ZM237 49V50H236ZM95 50V49H94ZM155 50V51H154ZM183 50V52H184V55L182 56V54H183V52H181ZM228 52H227V51ZM253 50V51H252ZM119 51H121V50H119ZM234 51V52H233ZM245 51H247V52H245ZM256 51V54L254 53ZM227 52V53H226ZM238 54H237V53ZM4 51H0V59H1V56H3L4 54ZM121 53H123L124 54V52H122L121 51ZM232 53L234 54V55H232ZM252 53H254V55L255 56H253V54ZM159 54V55H158ZM226 54H227V56L229 57V58H227V56H226ZM237 54V55H236ZM240 54H242L241 55V57H240ZM5 55H8V54H6L5 53ZM158 55V56H157ZM186 55H187V57H186ZM191 55V56H190ZM213 55V57L214 58H216V60L212 57L211 58V56ZM249 55H252V56H249ZM256 55H257V57H256ZM260 55V56H259ZM261 55H263V56H261ZM19 56V55H18ZM18 56H17V58H18ZM146 56V57H145ZM165 56V57H164ZM178 58H177V57ZM188 56H190V57H188ZM238 56V57H237ZM246 56V57H245ZM157 57V58H156ZM237 59H236V58ZM249 57V58H248ZM256 57V58H255ZM16 58V59H17ZM188 60H187V59ZM192 58V59H191ZM230 58H232V59H230ZM241 58H242V60H241ZM260 58H262V60L260 61ZM148 59H149V61H148ZM162 59H163V61H162ZM185 59H186V61H185ZM189 59H191V61L189 60ZM237 61H236V60ZM249 59V60H248ZM121 60V61H120ZM178 60V61H177ZM214 60V61H213ZM260 62H259V61ZM4 61V60H3ZM3 61H0V67H2V68H0V71H2V72H0V82H2L4 85H2L1 83H0V87H2V86H9V85H11L12 84V82L10 81V78L12 77V74L11 73H9L8 72V68L6 69L5 67V65L3 66V64H5ZM150 63H148V62ZM162 61V62H161ZM165 61V62H164ZM211 61H212V63H211ZM244 61V62H243ZM246 61V62H245ZM263 61V62H262ZM124 62V63H123ZM164 62V63H163ZM197 62V63H196ZM239 62V63H238ZM241 62V63H240ZM262 63L261 65L259 64V63ZM155 63V64H154ZM171 63V62H170ZM181 63H182V66H181ZM196 63V64H195ZM126 64V65H125ZM185 64V65H184ZM188 64V65H187ZM194 64V65H193ZM198 64V65H197ZM233 64H235L234 66H231V65H233ZM2 65V66H1ZM30 65H31V63H30ZM30 65H28V67L26 66V68H30L29 69V71L30 72H32V69H31V66ZM158 65V66H157ZM162 65V66H161ZM170 65V66H169ZM175 65V66H174ZM180 65V66H179ZM192 65V66H191ZM200 65V66H199ZM247 65V66H246ZM260 65V66H259ZM30 66V67H29ZM137 66V67H136ZM140 66V67H139ZM156 68H154V67ZM184 66V67H183ZM3 67H4V69H3ZM161 67V68H160ZM166 67V68H165ZM186 67H188V69L186 70L185 68ZM191 67L193 68V69H191ZM211 67V68H210ZM235 67L237 68V69H235ZM246 67V68H245ZM173 68V69H172ZM227 68H228V70H227ZM3 69V70H2ZM27 69V70H28ZM157 69L159 70V71H161V72H156L157 71ZM160 69H162V70H160ZM165 69V70H164ZM196 69V70H195ZM232 69H235V70H230ZM6 70V71H5ZM170 72H169V71ZM193 71V73H191L190 71ZM201 70V71H200ZM239 70V71H238ZM246 70V71H245ZM262 70V71H261ZM5 71V72H4ZM167 71V72H166ZM174 71V72H173ZM195 71V72H194ZM238 71V72H237ZM7 72V73H6ZM28 72V71H27ZM187 72V73H186ZM235 72V73H234ZM244 72V73H243ZM5 73L7 74V75H5ZM150 73V75H147V74H149ZM172 73V74H171ZM198 73H200L199 75H198ZM238 73L239 74H241V75H238ZM262 73V74H261ZM2 74H4L5 76H3ZM8 75H9V77H8ZM157 77H156V76ZM167 75H169V76H167ZM172 75V76H171ZM259 75V76H258ZM3 76V78L1 79V77ZM145 76V77H144ZM161 76V77H160ZM162 76H164V77H162ZM230 76V77H229ZM246 76V77H245ZM261 76V77H260ZM152 77H153V80H152ZM170 77V78H169ZM172 77V78H171ZM174 77V78H173ZM246 79H244V78ZM145 78V79H144ZM222 78V79H221ZM8 79H9V82H8ZM177 79V80H176ZM162 80H163V82H166V83H162ZM170 80V81H169ZM238 80V81H237ZM3 81H6L5 83H7V84H5ZM146 81V82H145ZM152 81V82H151ZM225 81V82H224ZM236 81V82H235ZM240 81V82H239ZM248 81V82H247ZM263 81V82H262ZM65 82V81H64ZM232 82H234V84L236 83V85H234L235 87H236V89H238L236 92H231L230 91V87H229V85H230V83H232ZM239 82V83H238ZM52 83V84H51ZM155 83V84H154ZM55 84H56V86H55ZM169 84V85H168ZM242 84V85H241ZM244 84V85H243ZM51 85V86H50ZM58 85V86H57ZM143 85V86H142ZM152 85V86H151ZM155 85V86H154ZM168 85V88L166 87ZM2 87L3 88V90H2V88H0V90H2V91H4L7 87ZM51 88H50V87ZM53 86V87H52ZM63 86H64V84H63ZM148 86H150V87H148ZM239 86H240V88H239ZM56 87V88H55ZM59 87H61V88H59ZM67 87V86H66ZM86 87V86H85ZM93 87H96V88H93ZM142 87V88H141ZM152 87V92L154 93H152L151 91H148V88H151ZM166 87V88H165ZM220 87H221V89H220ZM225 87H227V88H225ZM229 87V88H228ZM247 87V88H246ZM92 88V89H91ZM98 88V90H99V92H98V90H94V89H97ZM154 88L156 89V90H158V91H154ZM164 88V89H163ZM52 89V90H51ZM55 89V90H54ZM57 89V90H56ZM142 89V90H141ZM163 89V90H162ZM168 89H169V91H171V92H169L168 91ZM223 89V90H222ZM225 89V90H224ZM228 89H229V91H228ZM50 91V95H49V91ZM54 90V91H53ZM63 90V91H62ZM147 90V91H146ZM161 90V91H160ZM254 90V91H253ZM45 93H44V92ZM57 91V92H56ZM60 91L62 92V94L60 93ZM64 91H66V93H64ZM89 91V92H88ZM95 93H94V92ZM93 92V93H92ZM202 92V93H201ZM223 92H225V93H223ZM241 92V93H240ZM247 92V93H246ZM52 93H54V94H52ZM57 93V94H56ZM86 93V94H85ZM91 95H90V94ZM156 93V94H155ZM163 93V94H162ZM170 93V94H169ZM173 93V94H172ZM226 93H228L227 95H226ZM237 93V94H236ZM240 93V94H239ZM256 95H255V94ZM47 94H48V96H47ZM58 94H59V97L57 98V100H56V102H59L60 100H62L61 102H63V103H60V104H63V108H61V109H58V110H60V111H55L54 113L56 114V115H54V116H52L53 118H51L50 119V117L48 118L49 120H45L44 122H48L49 121V123H47V124H49L48 126H47V124L46 123H44L43 122V120H40L39 118H33V116H32V112H31V114H30V111H31V108L34 106L36 109L38 108V107H40V106H38V105H42V104H39V102L40 103H42V101L41 100H44V99H46V101L48 102L49 101V103H56L55 102V99H56V97L58 96ZM65 94V95H64ZM75 94V95H74ZM87 94H89V95H87ZM93 94V95H92ZM98 94V95H97ZM176 94V95H175ZM206 94V95H205ZM221 94V95H220ZM36 95H38L37 97H36ZM53 95H55L54 97H53ZM76 95H77V97H76ZM80 95V96H79ZM97 96V98L98 99H96V96ZM171 95V96H170ZM218 95H220V96H218ZM247 95V96H246ZM36 98H35V97ZM40 96H42V98L40 97ZM44 96V97H43ZM63 96V97H62ZM85 96H88V97H86V98H84ZM92 96V97H91ZM95 96V98H93ZM166 98H165V97ZM169 96V97H168ZM175 96V98H173V97ZM213 96V97H212ZM227 98H230V100L229 99H227ZM229 96V97H228ZM231 96H233V97H231ZM39 97V98H38ZM51 97H52V100H48V99H51ZM66 97V98H65ZM69 97V98H68ZM74 97V99L73 100H75V101H73V100H71L72 98ZM80 97V98H79ZM81 97H82V99H81ZM91 97V98H90ZM217 97H219L220 98V101H219V98H217V100H216V98ZM222 97V98H221ZM225 97V98H224ZM234 97H235V99H237V100H235L234 99ZM237 97V98H236ZM245 97V98H244ZM253 97V99H251ZM262 97V98H261ZM33 98V99H32ZM41 98V99H40ZM48 98V99H47ZM65 98V99H64ZM68 98V100H66ZM210 98V99H209ZM239 98V99H238ZM35 99L38 101V103H36L37 101H35ZM39 99V100H38ZM76 99H78V100H76ZM85 99V100H84ZM87 99V100H86ZM89 99V100H88ZM173 99V100H172ZM212 99V100H211ZM224 99H225V102H224ZM247 99V100H246ZM250 99V100H249ZM256 99V100H255ZM263 99V100H262ZM31 100V101H30ZM32 100H34L33 102H34V105L32 106V103L31 104H29L30 102H32ZM142 100H145V103H147V105L145 104V106L144 107H142V108H140L138 105L139 104H141V101ZM174 100H179V102L177 103L176 101H174ZM222 100H223V102H222ZM228 100V101H227ZM232 100H233V103H235L234 105H233V103H232ZM234 100H235V102H234ZM239 100H243L242 102L241 101H239ZM245 100V101H244ZM253 101V103H252V101ZM52 101V102H51ZM67 101L68 102H70L71 101V103H73V105L71 104V106L70 107H68V106H66L65 104H67ZM77 101V102H76ZM81 103H80V102ZM87 101V102H86ZM90 101V102H89ZM95 101V102H94ZM97 101V102H96ZM209 101V102H208ZM47 102H45V103H47ZM85 102V103H84ZM100 102V103H99ZM176 104H175V103ZM206 102V103H205ZM214 102V103H213ZM229 102V103H228ZM256 102V103H255ZM77 103H79V104H77ZM85 105H84V104ZM88 103V104H87ZM211 103V104H210ZM213 103V104H212ZM220 103H222V105H227L228 106V108L230 109V111H231V113L233 114V116H234V120L232 119V123H231V126H230V124H226V126L225 125H223L222 124V122H221V120L219 121L218 120V115L220 114V112L218 111L219 110V108L221 107V104ZM224 103V104H223ZM256 105H255V104ZM258 103H259V105H258ZM261 103V104H260ZM4 104H5V102H4ZM35 104H37V105H35ZM79 105V106H77V105ZM80 104H81V106H80ZM151 104V105H150ZM218 104V105H217ZM229 104V105H228ZM241 104V105H240ZM245 104V105H244ZM0 108H3L4 106H2L3 105V103H0ZM95 105V106H94ZM150 105V106H149ZM177 105V106H176ZM217 105V106H216ZM236 105V106H235ZM241 106V108H240V106ZM248 105L250 106L251 105V108L250 107H248ZM43 106V105H42ZM66 106V107H65ZM85 106H88V107H85ZM89 106H91V108H89ZM93 106V107H92ZM215 106V107H214ZM230 106V107H229ZM235 106V107H234ZM243 106V107H242ZM244 106H246V107H244ZM253 106V107H252ZM68 107V108H67ZM71 107H72V110H71ZM84 107V108H83ZM213 107V108H212ZM65 108H66V110H65ZM70 108V109H69ZM74 108L76 109V110H74ZM98 108V109H97ZM209 108V109H208ZM247 108V109H246ZM249 108V109H248ZM28 109H30V111L28 110ZM92 109H94V110H99L100 112H102V114L101 113H99L98 111V115H102V116H99L100 117V121H96L97 119H93V118H89V115H88V113H85V112H91V110ZM148 109L150 110H152L153 112H151V110L150 111H148ZM155 109V110H154ZM187 109V110H186ZM235 109V110H234ZM61 110L63 111V112H61ZM65 110V111H64ZM74 110V111H73ZM79 110V111H78ZM83 110V111H82ZM88 110V111H87ZM213 110H215L214 111V114H213ZM240 110V111H239ZM244 110H245V112H244ZM72 111V112H71ZM80 111H81V113H80ZM93 111V110H92ZM157 112V113H155V112ZM159 111V112H158ZM170 111V112H169ZM188 111V112H187ZM208 111V112H207ZM216 111H217V113H216ZM236 111V112H235ZM241 111H242V113H241ZM248 112V116H246L247 115V112ZM60 112V113H59ZM66 112V113H65ZM70 112V113H69ZM77 112V113H76ZM104 112V113H103ZM149 112V113H148ZM150 112H151V116H150ZM173 112V113H172ZM140 113V114H139ZM147 113L149 114V115H147ZM168 113H170L171 115H169ZM208 113V114H207ZM263 115L262 117H261V115ZM58 114V115H57ZM80 114V115H79ZM105 114V115H104ZM153 114V115H152ZM169 115V116H167L166 117V115ZM202 114V115H201ZM217 114V115H216ZM240 114H242L241 115V117H240ZM253 114V115H252ZM24 115H26L25 117H24ZM60 115V116H59ZM62 115V116H61ZM67 115V116H66ZM70 115V116H69ZM78 115V116H77ZM147 115V116H146ZM194 115V116H193ZM238 115V116H237ZM245 115V116H244ZM57 116H59V118H61V119H58V117ZM65 116V117H64ZM106 116H108V118L109 119H111V120H109ZM150 116V117H149ZM171 116V117H170ZM195 116H197V118L200 116V118H195ZM207 116V117H206ZM242 116H243V118H242ZM23 117L24 118H27V119H23ZM67 117V118H66ZM102 117V118H101ZM104 117V118H103ZM149 117V118H148ZM159 117V118H158ZM201 117H202V119H201ZM207 119H205V118ZM247 117H249L247 120H246V118ZM257 119H256V118ZM32 118V119H31ZM57 118V120H59V122L57 121V120H55ZM113 118V119H112ZM153 118H154V120H153ZM204 118V119H203ZM217 118V119H216ZM35 119V123H37V124H34V122H33V120ZM68 119V120H67ZM70 119V120H69ZM102 119V120H101ZM109 120L110 122H112V124H110L108 121V124H106L107 122H104V120ZM123 119V120H122ZM132 119V120H131ZM152 121H151V120ZM161 119V120H160ZM169 119V120H168ZM174 119V120H173ZM199 119H201L200 121H201V123H199ZM243 119H245V121L243 120ZM250 119V120H249ZM252 119V120H251ZM261 119V120H260ZM39 120V121H38ZM66 120V121H65ZM99 120V119H98ZM112 120H114V122L112 121ZM121 120V121H120ZM168 120V121H167ZM172 120V121H171ZM204 120V121H203ZM207 122H206V121ZM255 120V121H254ZM258 120V121H257ZM51 121H53V123H51ZM55 121V122H54ZM73 121V122H72ZM102 121V122H101ZM121 122V124L119 123V122ZM157 121V122H156ZM171 121V123H169ZM175 121V122H174ZM196 121H197V123H196ZM218 121V122H217ZM235 121H236V123H235ZM238 121V122H237ZM243 121V122H242ZM257 121V122H256ZM41 122V123H40ZM43 122V123H42ZM58 122V123H57ZM96 122V123H95ZM99 122H101V124L99 123ZM117 124H116V123ZM160 122V123H159ZM213 122V123H212ZM217 122V123H216ZM219 122H221V123H219ZM245 122V123H244ZM39 123V124H38ZM116 124V125H114V126H112L113 124ZM137 123V124H136ZM157 123V124H156ZM175 123L176 124H178V126L177 125H175ZM207 123H209V124H207ZM210 123H212V125L214 126H211L210 127ZM244 123V124H243ZM251 123V124H250ZM262 125H261V124ZM34 125V126H31V125ZM104 124V125H103ZM139 124V125H138ZM142 124H143V126H142ZM174 124V125H173ZM194 124H195V126H197V127H195L194 126ZM201 124V125H200ZM235 124H237V125H235ZM45 125H46V127H45ZM56 125H58V126H61V125H63V126H61V127H57L56 128ZM108 125V126H107ZM109 125H110V127H109ZM117 125H119L118 127H117ZM161 125V126H160ZM172 125L174 126V127H172ZM217 125H219V126H217ZM242 125H244V129H243V126ZM111 126H112V128H111ZM159 126V127H158ZM200 126V127H199ZM225 126V127H224ZM233 126V127H232ZM234 126H236V128L234 127ZM52 127V128H51ZM99 127V128H98ZM122 127V128H121ZM142 127H144V129L142 128ZM217 127H218V129H219V131L221 132V133H223V135H227V140H228V143H225V145L223 144V148H219V147H222L221 146V144H220V146H219V144L217 145L216 144V142H217V139H216V137H212V136H216V134H217ZM224 127V128H223ZM228 127V128H227ZM229 127H232V128H230L229 129ZM249 127H251V128H249ZM255 127V128H254ZM40 128V129H39ZM61 128V129H60ZM108 128H109V130H108ZM173 128L174 129H177V130H173ZM212 128H213V130H212ZM222 128V129H221ZM239 128V129H238ZM144 131H143V130ZM150 129V130H149ZM154 129V130H153ZM161 129V130H160ZM229 129V131H231L232 130V132H229V131H227ZM253 129V130H252ZM62 130V131H61ZM163 130V131H162ZM209 130H211V131H209ZM216 130V131H215ZM239 130V131H238ZM244 130V131H243ZM263 130V131H262ZM49 131V132H50ZM111 131V132H110ZM125 131V132H124ZM146 131V132H145ZM153 131H154V133H153ZM155 131L157 132L158 131V133H155ZM162 131V132H161ZM176 131H177V133H176ZM178 131L180 132V133H178ZM183 131V130H182ZM194 131V132H193ZM222 131H225V132H222ZM236 131V132H235ZM259 131V132H258ZM50 132V133H51ZM150 132V133H149ZM161 132V133H160ZM188 132H189V130H188ZM192 132V133H191ZM215 132V133H214ZM256 132H258V133H261V134H256ZM263 132V133H262ZM64 133H66L65 135H64ZM146 134V135H144V134ZM227 133V134H226ZM55 134L57 135V133L55 132ZM97 134V135H96ZM115 134V133H114ZM151 134V135H150ZM191 134H192V136H191ZM232 134V135H231ZM237 134V135H236ZM242 134V135H241ZM263 134V135H262ZM59 135V134H58ZM234 135V136H233ZM240 135V136H239ZM67 136V137H66ZM96 136H97V138H96ZM101 138H100V137ZM102 136H104V137H102ZM113 136V137H112ZM118 136H116V137H118ZM229 136V137H228ZM232 136V137H231ZM237 136V137H236ZM257 136H260V137H257ZM261 136H263V137H261ZM61 137H65V138H61ZM112 137V138H111ZM148 137H151L150 138V140H149V138ZM235 137V139H233ZM104 138V139H103ZM122 138V137H121ZM120 138V139H121ZM140 138V139H139ZM142 138V139H141ZM147 138V139H146ZM231 139V141H229L230 139ZM213 139V140H212ZM233 139V140H232ZM257 139V140H256ZM259 139V140H258ZM103 140V141H102ZM143 140L145 141V142H143ZM148 140L150 141V142H148ZM194 140V141H193ZM100 141H102V142H100ZM118 141H119V143H118ZM186 141H187V144L188 145H190V146H188V145H186ZM216 141V142H215ZM234 141V142H233ZM244 141V142H243ZM258 141V142H257ZM98 142H100L101 143V145H100V143H98ZM147 142V144H145ZM185 142V143H184ZM214 142V143H213ZM231 143V144H230ZM236 143V144H235ZM241 143V144H240ZM143 144H145V145H143ZM215 144H216V146H215ZM186 145V146H185ZM229 145V146H228ZM247 145V146H246ZM256 145V146H255ZM72 146V147H71ZM75 146V147H74ZM80 146V147H79ZM98 146V147H97ZM185 146V147H184ZM218 146V147H217ZM224 146H225V148H224ZM236 146V147H235ZM95 147V148H94ZM97 147V148H96ZM231 147V148H230ZM257 147V148H256ZM94 148V149H93ZM184 148V149H183ZM247 148V149H246ZM249 148V149H248ZM129 149V150H128ZM215 149H216V152L217 153H219V154H217L216 152H215ZM221 149V150H220ZM224 149L226 150L225 152H224ZM230 149V150H229ZM232 149H234L233 151L235 152H232ZM243 149V150H242ZM78 150V149H77ZM79 150V151H80ZM145 150H146V153H145ZM184 150V151H183ZM186 150V151H185ZM227 150L229 151V152H227ZM262 150V151H261ZM142 151H143V153H142ZM150 151V152H149ZM220 151H221V153H220ZM244 151H246V154H245V152ZM153 152H155V153H153ZM262 152V153H261ZM149 153V154H148ZM151 153H153L152 155H151ZM183 153V154H182ZM223 153V154H222ZM231 153V154H230ZM255 153V154H254ZM4 154L6 155V158H7V160H11L12 158H14L13 157V154H12V152L11 151H5L4 152ZM90 154H91V152H90ZM156 154V155H155ZM158 154H159V156H158ZM221 154V155H220ZM227 154H229V155H227ZM241 154H242V156H241ZM142 155H144L143 157H142ZM151 156V158H150V156ZM190 155V156H189ZM235 155V156H234ZM236 155L238 156L237 158H236ZM132 156H134V157H132ZM142 158H141V157ZM147 156V158L145 159L144 157H146ZM156 156V157H155ZM163 158H162V157ZM189 156V157H188ZM217 156H219V157H221V158H219V157H217ZM226 156H227V159H226ZM233 158H232V157ZM240 156H241V158H240ZM243 156H244V158H243ZM137 157V158H136ZM140 157V158H139ZM154 157V158H153ZM182 157H183V159H182ZM186 157H188L187 159H186ZM235 157V158H234ZM138 158H139V160H138ZM156 158H158L157 159V161H156ZM161 158V159H160ZM130 159H131V161H130ZM144 159V160H143ZM149 161H148V160ZM167 161H166V160ZM186 159V160H185ZM236 159V160H235ZM138 160V164H136V161ZM143 160V161H142ZM145 160H147L146 162H144ZM186 161V163H185V167L184 166H182V163H183V161ZM230 160H234V161H230ZM238 160H241V162L240 161H238ZM256 160V161H257ZM24 161V162H23ZM135 163H134V162ZM141 161H142V163H141ZM237 163H236V162ZM260 161H262V162H260ZM18 162L19 161H17V165H18ZM133 162V163H132ZM150 162V163H149ZM164 166L165 165V167H162V165L160 164V163ZM232 162V163H231ZM243 162V163H242ZM144 163V164H143ZM146 163H147V165H146ZM153 163V164H152ZM171 163H173V165L171 164ZM177 163V164H176ZM184 163H183V165H184ZM25 164H27L26 163V161L25 160H22V162H20V164H19V167L20 166H22V167H24V165ZM139 164H141V165H143L142 167H141V165H139ZM149 164V165H148ZM150 164H152L151 166H152V168L149 170V168L151 167L150 166ZM170 164V165H169ZM178 165V166H176V165ZM181 164V165H180ZM187 164V165H186ZM233 164V165H232ZM235 164V165H234ZM17 165L15 164V163H12L11 162V164H9L8 166H2V163H0V185L2 186V183L3 182H5V183H8L9 185L8 186H10L12 183H13V181L12 182H10L9 180H4V177H3V174L5 173V172H8V173H16V167H17ZM146 165V166H145ZM154 165H155V167H154ZM161 165V166H160ZM213 165H214V168H213ZM217 167H216V166ZM241 165V166H240ZM131 166V167H130ZM149 166V167H148ZM172 166V167H171ZM190 166V167H189ZM238 166H240V167H238ZM147 167H148V169H147ZM175 167V168H174ZM177 167V168H176ZM180 167V168H179ZM181 167H183L182 169H181ZM204 167V168H203ZM216 167V168H215ZM230 167V168H229ZM237 169H236V168ZM141 168H143V169H141ZM153 168H157V171H156V169H154L153 170ZM162 168V169H161ZM164 168V169H163ZM170 168V169H169ZM264 168V167H263ZM132 169V170H131ZM139 169V170H138ZM147 169V170H146ZM161 169V170H160ZM175 169V170H174ZM180 169V170H179ZM184 169V170H183ZM188 170V172H187V170ZM209 169V170H208ZM215 169V170H214ZM217 169V170H216ZM233 169V170H232ZM3 170H4V172H3ZM140 170L142 171V172H140ZM144 170V171H143ZM171 170V171H170ZM206 172V173H208V174H206L204 171ZM207 170V171H206ZM214 170V171H213ZM227 170H229V172L227 171ZM237 170V171H236ZM239 170H241V171H239ZM261 170V171H260ZM160 171V172H159ZM220 172V173H218V172ZM231 171V172H230ZM233 171V172H232ZM234 171H235V173H234ZM149 172V173H148ZM164 174H162V173ZM170 172H172V175H171V173ZM178 172V173H177ZM180 172H182L181 173V175H180ZM239 172H242L243 174H240ZM261 172V173H260ZM166 173V174H165ZM184 173V174H183ZM203 173V174H202ZM215 173V174H214ZM257 173H259V174H257ZM167 174H169V175H167ZM176 174V175H175ZM178 174V175H177ZM185 174H187V176H185ZM205 174V175H204ZM209 174H211V175H209ZM217 174V175H216ZM223 174V175H222ZM225 174V175H224ZM228 176H227V175ZM232 174V175H231ZM255 174V175H254ZM261 174V175H260ZM145 175H147L148 177H146ZM165 175L167 176V177H165ZM204 175V176H203ZM212 177L213 179H211L210 177ZM235 175V176H234ZM239 175V176H238ZM243 175V176H242ZM258 175H260L259 177H257ZM263 175V176H262ZM150 176V177H149ZM171 176H173V177H171ZM189 176V177H188ZM206 176V177H205ZM218 176V177H217ZM227 176V177H226ZM234 176V177H233ZM253 176H255V178H253ZM262 176V177H261ZM145 177V178H144ZM177 177H178V179H177ZM181 177V178H180ZM182 177H183V180H182ZM188 177V178H187ZM204 177H205V179H204ZM216 179H215V178ZM222 177V178H221ZM235 178V179H233V178ZM241 178V180H240V178ZM249 177H250V179H249ZM147 178V179H146ZM153 178V179H152ZM160 178V179H159ZM163 178H166V179H163ZM206 178H208L207 180H206ZM232 178V179H231ZM260 178V179H259ZM146 179V180H145ZM173 179V180H172ZM185 179V180H184ZM226 179V180H225ZM229 179V180H228ZM236 179H237V182H235V184H234V181H236ZM245 179V180H244ZM263 179V180H262ZM142 180V181H143ZM161 180H163V181H161ZM167 180V181H166ZM176 180V181H175ZM187 180V181H186ZM188 180H189V182H188ZM190 180H192L191 181V183H190ZM199 180V181H198ZM201 180V181H200ZM205 180V181H204ZM211 180H215L214 182L213 181H211ZM254 180V181H253ZM7 181V182H6ZM15 181V180H14ZM150 181V182H149ZM174 181V182H173ZM209 183H208V182ZM229 181V182H228ZM231 181V182H230ZM241 183H240V182ZM249 181V182H248ZM252 181V182H251ZM147 182V181H146ZM159 182H162V183H159ZM202 182H203V184H202ZM217 182L218 183H220V185H218L217 184ZM239 182V183H238ZM159 183V184H158ZM197 183V185H195V184ZM212 183V184H211ZM227 183V184H226ZM230 183V184H229ZM237 183V184H236ZM247 183V184H246ZM249 183V184H248ZM250 183H252V184H250ZM151 184V183H150ZM192 184V185H191ZM254 184V185H253ZM194 185H195V187H194ZM202 185V186H201ZM223 185V186H222ZM227 187H226V186ZM235 185V186H234ZM241 185V186H242ZM5 186V185H4ZM200 186V187H199ZM205 186H208V187H205ZM212 186V187H211ZM216 186H217V189H216ZM232 186V187H231ZM238 186V187H237ZM220 187V188H219ZM222 187V188H221ZM230 187V188H229ZM196 188H197V190H196ZM208 188V190H206ZM219 188V189H218ZM235 188H237V189H235ZM139 189V187L138 188H136L135 190H138ZM202 189H205V190H203L202 191ZM220 189H221V191H222V189H223V193L222 192H220ZM228 191H227V190ZM22 191V188L20 189V188H18V189H15V188H13V189H11L10 190V192L8 193H5V192H3L2 190H1V192H0V264H57V262H55L54 260H52L53 258L52 257H50L51 258V260H52V262H51V260L49 259V257H47V254H44V253H40L39 255H37V253L35 252V250L38 248V244H27L28 243V241H29V239H30V237L32 236V233L30 232V233H24V232H21L20 233V231H19V233H17V228H15V227H13L12 226V220L10 221V219H12V218H10L9 216H13V212L12 211H14L13 210V207H15V205H17V204H19V207H20V203H21V201H19L18 199H17V201H15V199H16V197H17V195L19 196L21 193V191ZM210 190V191H209ZM230 190H232V192L230 191ZM207 191V192H206ZM213 191L215 192V193H213ZM234 191V192H233ZM198 192V194H200ZM170 194H172V195H168V198L165 200V202H166V204H167V202L169 201V200H174V199H183L184 200V198L185 197H181V196H179L178 194H176L175 192H174V190H173V192L171 191V192H169ZM208 193V195H206ZM212 193V195H210ZM233 193H236V194H233ZM216 194V195H215ZM232 195V197H231V195ZM238 194V195H237ZM247 194V195H246ZM248 194H249V196L250 197H247L248 196ZM173 195H176L177 196V198H176V196H173ZM213 195H214V197H213ZM252 195V196H251ZM183 196H185L184 194H183ZM219 196V199H220V203H218V198L217 197ZM236 196V197H235ZM241 196H243V197H245L244 199H243V197H242V200H240L241 198ZM254 196H255V198H254ZM257 196V197H256ZM211 197V198H210ZM224 199H223V198ZM228 197V198H227ZM230 197V198H229ZM173 198V199H172ZM214 198V199H213ZM216 198H217V200H216ZM257 198V199H256ZM230 199L232 200V201H230ZM249 199V200H248ZM253 201V203H251L252 201ZM182 200V201H183ZM216 200V201H215ZM225 200H227V202L225 201ZM257 200V201H256ZM222 201V202H221ZM243 201H246V202H244L243 203ZM256 203H255V202ZM164 202V203H165ZM224 202V204H222ZM231 202V203H230ZM238 202H240V203H238ZM248 202V203H247ZM212 203V204H211ZM226 203L228 204V205H226ZM248 204V206H247V204ZM251 203V204H250ZM210 204V205H209ZM218 204V205H217ZM235 206V209H234V207H233V205ZM237 204V205H236ZM246 204V205H245ZM256 206H254V205ZM136 205V204H135ZM220 205H221V207H220ZM232 205V208H231V210H229V208H230V206ZM243 205V206H242ZM250 205H252V206H250ZM213 206V207H212ZM224 206H226V207H224ZM242 206V207H241ZM210 207H211V209H210ZM214 207H215V209H214ZM218 207V208H217ZM220 207V208H219ZM228 207V208H227ZM241 207V208H240ZM246 208V207H248L250 210L248 211V210H243L244 208ZM222 208V209H221ZM223 208H225V209H223ZM240 208V212L238 211V209ZM264 209V208H263ZM213 210V211H212ZM217 210H219V211H217ZM221 210H222V212H221ZM214 211H216L215 213H214ZM230 211V212H229ZM236 211H238V213L236 212ZM27 211H24V213H26ZM223 212H224V215H223ZM226 212V213H225ZM232 212V213H231ZM12 213V214H11ZM210 213H213V215L211 214L210 215ZM217 213V214H216ZM222 213V214H221ZM179 214V215H178ZM221 214V215H220ZM234 214V215H233ZM180 215H183L182 213H180V212H177V217H180ZM218 216V218H217V220H215V216ZM232 215V216H231ZM241 215H243V216H241ZM246 215H248V216H246ZM251 215V216H250ZM11 216V217H12ZM220 216V217H219ZM221 216H223L224 218H222ZM210 217V218H209ZM214 217V218H213ZM225 217H228V218H225ZM248 217V218H247ZM14 218H16V216L14 217ZM213 218V219H212ZM237 218V219H236ZM242 218H243V221H242ZM249 218H251V219H249ZM256 218V219H255ZM249 219V220H248ZM212 220V221H211ZM226 220V221H225ZM237 220V221H236ZM218 221H220V222H218ZM232 221V222H231ZM234 221H236L235 223H234ZM250 221V222H249ZM218 222V223H217ZM230 222V223H229ZM216 223H217V225H216ZM18 224H19V222H18ZM220 224H222L221 226H220ZM225 225V226H224ZM220 226V227H219ZM237 226V227H236ZM236 229H235V228ZM240 227V228H239ZM15 228V229H14ZM246 228H247V230H246ZM243 229V230H242ZM19 230V229H18ZM243 232H242V231ZM249 231V232H248ZM246 232V233H245ZM23 233V234H22ZM244 233V234H243ZM18 236H19V238H18ZM248 236V237H247ZM20 241H19V240ZM23 239V240H22ZM24 241V242H23ZM249 248V247H248ZM247 248V249H248ZM249 250V252H252L253 251V249H248ZM38 252V251H37ZM43 254V255H42ZM47 261H49L48 263H47ZM55 262V263H54ZM188 264V263H187ZM193 264V263H192Z\"/></svg>","mask_w":264,"mask_h":264}]
</instances>
